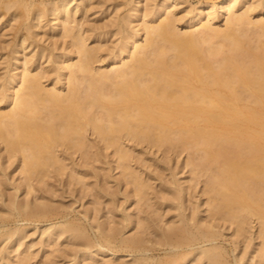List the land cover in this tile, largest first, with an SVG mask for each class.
Instances as JSON below:
<instances>
[{"label": "bare ground", "instance_id": "obj_1", "mask_svg": "<svg viewBox=\"0 0 264 264\" xmlns=\"http://www.w3.org/2000/svg\"><path fill=\"white\" fill-rule=\"evenodd\" d=\"M72 1L58 0L50 3L48 1L49 7L47 4L49 13L51 17L53 16L52 22L54 21L53 25H50V29L62 28L64 31L62 34L65 37L66 35L70 37L71 43H69L72 46L71 48L68 44L67 46L71 49L69 47L66 48L67 51L70 49L71 53L61 52L51 55V52H48V54L50 53L48 58L46 53L45 59L47 58L50 61L54 73L50 87H47V84H43L46 81H42L43 73L41 74V71L36 72L35 70V72H32V68H30L31 57L27 58L28 56L26 55V58L22 57V63L19 61L18 64L16 63L19 57L16 52L20 47L15 50L12 47L13 52L16 51V54L14 53L15 57L12 54L15 63L9 69L5 67L7 70L3 75H0V107H2V103L7 104L6 108L0 109V145L3 144V149L6 151L7 157H5L8 160L11 158L18 160V165L21 167V171L19 170L20 175L26 179L27 183L25 184H28V187H32L34 179L42 180L44 177L47 178V175L53 176L51 173L54 174V170H56V173L63 170L62 174H64V166L68 164L63 162V158L65 159V157L70 155L69 151L72 154L73 152H79L80 155H84L87 161L89 158H92L93 161V159L98 160L100 155H102L101 149L106 151L111 148L110 152L112 154H110L113 155L111 158L113 157L114 159L115 156L114 161L116 160V162L114 164L121 167L122 175L127 176L128 181L130 180L133 183L135 196H139V199H147L150 197H147L150 182L148 183L140 176L142 172L139 175L130 167L131 162L129 163V161L133 154L132 149V152H130V146L140 144V146L145 145L151 149L155 148L156 151L161 152H159L160 155H163L161 157L169 160L172 159L173 155H175L174 157H179L183 151H187L189 155L187 159L189 160L186 165H190L189 168L191 172L196 174V177L200 175L204 178V193H209V198L207 197L209 199L207 203L209 208L206 205L205 207L209 209L210 213L206 214L209 219L205 215L206 218L201 217L196 203H193L196 206H192V210L186 213L189 208L187 207L188 205L186 206L187 203H185L187 197H184L185 195L187 196L188 190L176 175L179 172V170H175L176 166L180 165L177 162V165L174 164L175 166H172L175 168L173 170H171L172 167L169 164L166 166L171 170V173L168 171L170 173L169 176H171L168 182L163 181V184L162 178H160L161 180L157 179L161 181L160 189L165 192L168 191L169 195L171 194L166 199H164L165 196L163 195L162 200L164 199L166 210L170 208L174 211L170 216L176 217V219L172 223L167 219L170 224L165 222V226L156 224V230L152 231V234L154 232L156 235L154 239L158 237L155 241H151V238L148 239L147 235V239H145L146 237L144 238L137 235V233L132 234L131 232L126 236H124L125 233H122L119 237L121 228L119 230L113 227L107 228L105 222L104 224L103 222H100L101 224L94 222L95 229L97 227L96 231H99V236L98 238L96 237L97 239L93 237L96 241H90L91 239H87V236L84 235L86 232L82 230V227L80 228L79 224L73 223L74 220H65L67 218L64 219L63 223L50 222L44 227L41 225L43 227L41 228V235L46 234L48 239H52L53 235H58L55 236L58 239L59 236H62L60 234L68 233L67 237L69 239L72 237L74 239L77 236L85 238L83 244H80L85 248V253L83 254V252H80L81 250L79 251L82 255H85L84 258L86 256L87 258H93L94 256L96 258L99 253L104 255L108 253L107 256L112 255L114 257L118 254L117 249L119 248L117 247L122 245V248L125 246L130 253L139 255L133 256V260H130L135 264H179V259L185 262L189 258L195 259L197 262L205 260L206 264H230L231 262H226L227 258L222 251L224 249L218 244L221 225L223 223L224 225L225 223L235 225L234 234L236 236H246L247 231L251 230L248 229L250 227L249 224L255 219L259 224V231L256 236L261 238L260 241H257L260 244V250L256 248L259 251L257 256L260 257L261 264H264V40H262L264 37L260 38L264 36V17H258L255 20L250 18L252 10L254 12L256 9L258 12L264 8V0L257 1L259 7L256 4L255 7L248 3L251 6L245 7L244 11L240 10V8L245 3L247 4V0H218L216 3L211 2L209 4L206 3V5L200 3L194 6L193 10L195 11L188 17L185 25L189 29L184 33L177 31L174 23L176 19L169 17L170 14H173L170 7L178 3V1L177 3L175 2L176 0H173L172 3H168V0L157 2L159 4L156 3L157 5L151 16L149 15L150 13L146 12L154 5L149 3V6L147 5L149 7L148 10L144 8L147 11L143 13V17L148 14L150 16L149 19H152L157 14L165 15L166 13L168 17L166 15V17L162 18L160 15L158 16L160 18L155 22L148 23V21L133 29L131 23L133 16L136 15L134 10L140 3L139 0H132L129 8L132 13L126 9L130 13L126 12L122 17L120 15L117 25L115 24L117 27H113L116 28L115 34H118L119 37L118 41L116 40V43L108 51L110 68L105 69L93 66L94 62L97 61L96 63H98V60L104 61L107 58V55H105L106 57L102 59V53L100 52V50L104 52V49H101L102 46L89 47L87 45L90 44L86 45L88 39L98 40L101 37L100 32L98 34L93 33L95 32L94 29H96L94 24V31L90 32L93 34L86 35L87 32H83L81 27H78L82 22H79L80 24L76 22L75 24L78 25H74L72 18L77 9L74 8V12L71 10ZM188 7L184 9L187 12L191 11ZM169 8L170 11L167 12ZM219 12L225 20V27L222 29L215 27L213 22H211L215 18V13ZM39 13L40 11L36 14L33 12V15H30L31 21L42 19ZM44 13L47 12L44 10ZM137 15L139 16L140 14ZM145 18L142 19L145 20ZM112 20L114 19L110 20L111 23ZM107 23L110 24V22L105 24ZM250 24L253 25L252 29L255 28L254 31L250 27V32L245 27ZM37 25L29 24L25 26L24 30L29 29L28 31H30L32 29L31 26ZM35 29L37 30V27ZM106 31L102 33L104 34ZM141 31L145 37L142 41H139V32ZM26 32L22 36L28 34ZM195 32H200L201 35L197 34V36ZM107 33L106 35L108 36ZM22 36L20 35V37ZM25 37L20 38L22 41L19 40V42H23L27 38ZM102 38L103 40L105 39L104 35ZM102 43L104 44V42ZM61 50L57 51L60 52ZM75 55L76 60H74ZM38 56H40L41 60V55L39 54ZM64 79L67 84L64 87H68L67 90L64 88L66 92L62 89V81ZM13 86H16V88L12 89ZM88 131H90L89 134L91 133L92 137L94 135L90 140L87 138ZM100 143L102 144L101 146ZM3 152L0 153V174L2 173L5 176L4 160H2L4 159L2 156ZM81 157L83 158V156ZM102 157L105 158L104 156ZM163 158H161V161ZM70 159L73 158L70 156ZM164 160L166 161V159ZM9 162L11 161L9 160ZM70 163L72 162L70 161ZM10 165L14 168L11 163ZM179 167L177 168L179 169ZM6 168L9 167L7 166ZM71 168H73L72 164ZM75 169H73L74 172ZM150 174H153V172ZM119 177V179H122L121 176ZM147 177L150 181L149 176ZM8 178L6 177V179ZM20 181H16V185H11L16 190V194L20 190L19 188L24 186V180L21 181L22 183ZM27 189L28 192L26 193H30L29 191L32 190L31 188V190ZM164 191L163 194L165 193ZM11 195L14 196V193ZM11 200V205L7 206V209L4 207L7 211H0V213H3L2 216L8 214L9 210L10 212H16L15 214L18 216H23L20 217L22 220H27L45 214L48 217V213L52 212L53 209L47 202V204L43 202L35 204L36 202L31 203L28 199L27 201ZM156 201L158 202V200ZM156 201L155 203H157ZM2 203L3 201L0 204ZM8 203L6 205H9ZM57 207H59V204ZM63 209L66 210L65 207ZM112 210L109 209V211ZM55 211L53 209L54 214L56 213ZM205 211L208 210L206 209ZM166 213L170 214L171 211H166ZM44 217L41 216L40 218ZM1 220L3 221V219ZM216 220H219V223L221 221L223 223L219 225ZM4 225L5 223L2 222L0 227ZM13 227L5 234L3 232L4 228H2V233L5 235V240L2 241V244L9 237L14 236L15 238L16 236V239H18L16 244L19 245L22 240L20 238H24L23 226H18L20 228L17 226ZM140 233H143V231ZM250 233L248 234L249 237L253 231ZM0 237L2 236L0 235ZM14 238L12 237V240H15ZM1 240H3V237ZM144 243L161 247L162 251L164 250L163 253H165L164 257L168 256V258L163 260L161 257L158 258L159 256L157 257L158 259L156 257L155 259L153 255H141L149 250V246ZM94 246L97 247L93 249ZM152 248L154 249V247ZM80 249L82 248L80 247ZM246 253L247 250L244 249L241 254L234 255V261L237 264H241L244 257L249 255ZM161 256L164 258L163 255ZM25 261V264H27V260Z\"/></svg>", "mask_w": 264, "mask_h": 264}, {"label": "rangeland", "instance_id": "obj_2", "mask_svg": "<svg viewBox=\"0 0 264 264\" xmlns=\"http://www.w3.org/2000/svg\"><path fill=\"white\" fill-rule=\"evenodd\" d=\"M48 1L50 3V2H54V1H58V0H52V1L51 0H0V75H3L4 72L7 69H9L10 67H13L12 64L15 63V60L13 58L16 56L15 54L17 53V55H19V57L17 56L18 57L17 58V61H16L17 64H18V61L20 63H22L23 62V58H26L27 56H28L27 58H30L31 57L30 58V61H31L30 62V64H31L30 68H32L31 69L32 72H35V70H36V72L37 71L38 72L41 71V74L43 73L42 74L43 75L42 76L43 77L42 78V81L43 80H44L43 82L46 81L43 84H45V85L47 84L46 85L47 87H50V85L52 84L53 78H54L53 77L54 76V73H53L52 68H51L52 65L50 64V61H48V59H47L48 58V55L50 54V53L48 54V52H51V55L52 54H59L61 52H66V53H69L70 52L71 53L70 49L72 48V46L70 44L71 43L70 37L68 35H66V37H65V35L62 34V32L64 33V31H63L62 28L58 27V29H56V30H53L52 28L50 29V27H51L50 25L51 24L53 25V22L54 21L52 22L53 16L51 17V15L49 13V10H48V7H49ZM96 1H98V2H96ZM125 1H126V4H125ZM147 1L148 0H139V3L140 4L134 10L135 13H136V15L133 16V21L131 23V25L133 26V29H136V27L138 28L143 23H146L148 21H149L148 23H150V22H155L160 17L163 18V17H166V15L168 17V14L167 13L165 15L164 14H159V15L157 14V15H155V17H157V18H155L153 16L152 17L153 21H151L152 19H149L150 16H151V13L154 11L155 6L157 4H159L157 2L162 1V0H154V1L153 0H149L148 2ZM177 1H178V3H177ZM217 1L218 0H176L175 2L177 3V5H175V6L173 5V6L170 7L171 8V11H172L171 13H173V14L171 15L169 13L170 14L169 17H172L173 19H176V20H174V23H175V27H177V31L180 32V33H184L185 31H187V29H189L185 24L187 22L188 17L191 16V13H193L195 11V10H193L194 9V6H197L200 3L201 4H204V5H206V3L209 4L211 2L212 3H216ZM247 1H248L247 4L245 3L244 6H241L242 9L240 8V10H243V9L245 10L246 9L245 7L251 6V5L256 7V5L259 4L257 2L259 0H247ZM82 2H83V0L81 1V3ZM169 2L172 3L173 0H168V3ZM254 2H256V3H254ZM81 3H80V0H78V1L77 0H73L71 2L70 7L72 6V9L71 10H73V12L75 11V9H77V10L79 9L78 11L76 10L75 11V15H73V18H72L73 23H74V25L77 26L78 24H75L76 22L77 23L82 22L81 24L79 23L80 25H78V27H81V30L83 32H87L86 35H88V34L92 35L93 33L94 34H98L100 32L99 34L101 35V37H99V39H98L99 41L96 40V39L93 40V38H91V39H88L87 40L86 45L87 44H90V45H87L89 47H101L102 46L101 49H104V52H105V54H104V52H102V50H100V52L102 53V59H103V57L104 58L106 57L105 55H107V58H105L104 61L103 60H98V63H96L97 61L94 62L93 63V66L96 67V68H98V66H99L100 67L99 69H101V68H103V69L110 68V61H108V58L110 57V55L108 56V51L112 47V45L116 43V40L119 37L118 34H115V29L116 28H113V27H117L116 25H117V22L119 20V16L120 15L122 17L124 15V13H126V12L128 13L130 11L129 8H130V6L132 4V0H85L82 4ZM145 3H146V5H145ZM149 3H150V5H154L153 7L151 6L152 8H150L151 10L153 9L152 11L150 9H149V11H147L148 8H149L148 7L149 6ZM248 3H251V5H248ZM47 4H48V7H47ZM127 6H128V8H127ZM187 7L191 11H189V12L185 11L184 9H186ZM258 7H259V5H258ZM144 8L147 9V10H145ZM170 8H169V10H167V12L170 11ZM126 9L129 10V11H127ZM189 9H187V10H189ZM44 10L47 13H44ZM38 11H40L39 14H40V17L42 19H40L39 21L32 20V21H34L32 23V21H31V16L33 15L32 13L34 12V14H36V13H38ZM130 12L132 13V11H130ZM145 12L146 13H150L149 14L150 16H148V14H147L148 17L145 16L147 19L145 17H143L144 16L143 13H145ZM137 14H140V15L138 16ZM158 16H160V17H158ZM258 17H264V8H262V10L261 11H258V12L256 11V9L254 10V12H253V10L251 11L250 18L252 20H253V18H254V20L256 18L258 19ZM28 18H30V19H28ZM109 18L114 19V20H112V23L110 21L111 19H109ZM142 18H145V20L142 19ZM77 19H79L80 21L77 20ZM26 22H27V24L29 22V24H33V25L36 24L37 25L38 23H40L41 25L38 24L37 26H31L32 29L30 31H28L29 29L28 30L27 29L24 30L26 28L25 26H28L29 25V24L27 25ZM106 22H110V24L107 23L108 24V26H107V24H105ZM211 22H213V25L215 27L219 28V29H222V28L225 27L224 26L225 25V20L222 17V15H220V12L219 13H215V18ZM46 23H47V25H45ZM70 24H72V23H70ZM94 24L96 25V29H94L95 27L93 28V26H95ZM138 24H140V25H138ZM102 26H104V27H102ZM33 27H35V28L37 27V30L35 28H33ZM88 27H89L90 30L88 29ZM245 27L250 32H251V30L254 31V29H255V28L252 29V27H253L252 24L248 25L249 28L247 26H245ZM250 27H251V30H250ZM93 29L95 30V32L90 33L91 31H94ZM99 29H101V30L103 29V31H101ZM110 29H111V31H110ZM108 30H109V32H108ZM104 31H106V33L108 32L107 33L108 36L106 35V33H104V34L102 33ZM25 32L28 33V34L22 36V34H25ZM195 34L196 35L198 34L199 36L201 35L200 32H195ZM20 35L22 37H20ZM103 35H104V38H105L104 40L105 41L102 38ZM143 35L144 34H143L142 31L139 32V41H142L143 40V38L145 37V35L144 36ZM24 36H26L27 38L25 37L26 39H24V41H23L24 43L23 42L20 43L19 40L22 41V39H20V38H23ZM111 36H112V38H111ZM262 37H264V36H261L260 38H262ZM113 39H114L115 42L113 41ZM262 40H264V38H262ZM100 42L101 43L104 42V44L103 43L101 44ZM20 44H21V46H20ZM68 44L70 45L71 48L69 46H67ZM22 45H24V46L22 47ZM55 45H56V47H55ZM103 45H105V46H103ZM107 46L108 47L110 46V47L108 48ZM12 47H13L14 50L17 49V47H20V48H18L17 49L18 51L17 52L15 51L16 52L15 53V52H13ZM14 47H16V48H14ZM41 47H43L42 48L43 50L41 49ZM68 47L70 49H68V51H67L66 48H68ZM60 49H62L63 51L62 50L60 52L57 51V50H60ZM11 50H12V52H11ZM24 51H25V53H24ZM38 53L41 55V60H40V56H38L39 55ZM46 53H47V58H46L47 60L45 59ZM12 54H13L14 57H12ZM24 55H25V57H24ZM32 56H33V58H32ZM20 57H21V59H20ZM32 59H34L33 60L34 63H33ZM35 60H36V62H35ZM74 60H76V55L74 56ZM45 61H47V62H45ZM101 63H104L106 66L104 64H101ZM37 64H39V65H37ZM49 64H50V66H49ZM36 67H37V69H36ZM2 70H4V71H2ZM47 70L48 71L50 70V72H48ZM48 73H50V74H48ZM47 74H48V76L49 75L50 76L48 77ZM47 78H49V80H47ZM50 79H51V81H50ZM49 82H50V84H49ZM62 82H63L62 83L63 84L62 89H63V91L66 92V90L68 89V87H64V86L67 85L66 82H65V79ZM14 87L16 88V86H13L12 89H14ZM64 88L66 90H64ZM1 105H2V107H0V109L1 108L4 109V108L7 107V104H5V103H2ZM89 132L90 131L87 132V138H88V140H90V138H93L94 137V135L92 137V134L91 133L89 134ZM101 145L102 144L100 143V146ZM135 145H137V146H135ZM135 145L134 146H130V148H129V146H127V148L130 149V152H132V150H133L132 153L134 154L133 155L131 153L132 156H131V159H130L129 163L131 162V164H130L131 166L130 167H132V170L134 172L136 171L135 173H137V174L140 175V173L142 172L140 176L142 178H144L145 181H147L148 183L150 182L149 183V188H148V191H147V197L150 196V197L147 198L148 200L146 198H140L139 199V196H135L136 193L134 191V186L132 185L133 183L130 182V180L128 181L127 176H123L122 175L123 174L122 168L119 167V166H116L117 164H114L116 162V160L114 161L115 156H114V159H113V157L111 158V156H113V155H111L112 153L110 152V150H112L111 148L107 149L106 151L103 150V149H101L100 150V152L102 154V155H100L101 158L99 157L98 160L97 159H93V161H92V158H89L90 160L88 159V161H87V159L84 158V155L83 154L80 155L79 152H78L79 154L77 152L76 153L73 152V154H72L69 151V154L70 155L67 156V157H65L66 161L63 158V162L65 164H68V165H65L64 166V174H62L63 173V170L61 172H57L58 175L56 173V170L53 171V172H55L54 174H52L51 173L52 171H51L50 173L53 176L47 175L46 176L47 178H45V177H44L45 179L43 178L44 180L43 179L42 180L34 179L35 181H32V185L33 186L32 187H28L27 186L28 184H25V183H27L26 179L23 178L24 176L22 177V175H20L21 174L20 173L21 167L18 165V160L14 159V158L13 159L11 158V159H9L11 162H9V160L6 158L7 157L6 154H5L6 151L3 149L4 148L3 147V144L0 145V151H1L0 153H2L3 151H5V152H3V155H2L3 158H4L2 160H4V162L3 161L2 162H3V167L5 168V171H6L5 172L6 173L5 176L2 173L0 174V183H1V181H3V183L0 184L1 185L0 186V191L2 193V194L0 193L1 194L0 195V200H2L3 203L5 204V206H4L3 203H2L3 205L0 204V211H2V212L3 211H7L6 210L7 209V206H10L11 205V201H12L11 199L21 200V201L22 200L27 201V199H28V201H30L31 203H35L36 202L35 204H37V202L38 203H42L43 202L44 204L49 203L48 205L49 206H52L53 209H54V211L58 208L55 211L56 212L55 214H54L53 209H52V212H49L48 213V217H46L47 214L40 215L38 217L37 216L34 217V219H33V217L30 218V219H27L29 221L24 220V219L22 220V218H20V217H23V216H21V215L18 216L17 214H15L16 212H14V211H11L10 212L8 210L9 213L8 214H5L4 216H2L3 213L1 212L0 213V215H1L0 216V221H2L1 219H3L2 222L5 223V225H4L5 227L4 226L3 227H0L1 228L0 229V232H1L0 235L3 237V240H1L2 237H0V240H1V242H0V245H1L0 246V249L2 248L1 251H0L1 252L0 253V256H1L0 257L1 258L0 264H23V261H24V264H25L26 263L25 260H27V264H130V263L131 264H135L134 262L132 263V261H130V260H133V256H139V255L137 253H136V255L130 253V251L125 246H123V248H122V245L117 247L119 249H117L118 250L117 251L118 254H116L114 256L115 258L112 255L107 256L108 253L106 255L99 253L98 255H96V258H95V256L93 258L92 257H88L87 258V256L84 258L85 255H82V253H80V252H83V254H84L85 253V250H84L85 248H83V246L80 245V244H83V242L85 241V238L78 237L77 236V237H74V239H72L73 237L69 239V237H67L68 233H66V234H60L62 236H59L58 239H57V237H55V236H58V235H53L54 237H52V239L51 238L48 239L47 236H46V234H44L43 236L41 235V233H42L41 228H43L47 223H50V222H52V223H54V222H62L63 223L65 220H69V221L70 220H72V221L74 220L73 223L75 222V224H77V225L79 224L78 226L80 228L82 227V230L84 232H86L84 235L87 236L86 237L87 239L90 238L91 239V240L89 239L90 241H96L95 239L98 238V236H99V233L98 232L99 231H96L97 227L95 229V223L98 222L97 224H99L100 222L101 223L103 222V224H104V222H105V226L107 225L106 226L107 228H110V227L112 228L113 227V228H116L118 230H119V228H121L119 230L121 232V234L118 235L119 237L122 235V233L123 234L125 233L124 236H126L127 234H130V232H131L132 234L133 233H135V234L137 233V235L143 236L144 238L146 237L145 239H147V236H148V239L151 238L150 239L151 241L152 240L155 241L158 238V237H156V239H154L155 238L154 236H156V235L154 234V232L152 234V231L156 230L155 227L158 224H159V226L161 224H162L161 226H165L164 225L165 222H166V224H170V221L172 223L176 219V217L174 218L173 216H170V215H172L174 213V211L171 210L170 208H167V210L165 208L166 207L165 204H164L165 202H163V201H164V199L168 198L167 196L169 195L168 194L169 192L168 191L165 192L164 190H161L160 189L161 188V186H160L161 185L160 184L161 183V181H160L161 179L160 178H162V183L163 184H164L165 181L168 182L169 179H170V177H171V176H169L170 173H171V170L175 169L173 167L175 166L174 164H176L177 162L180 165H177L176 164L177 166H176V169L175 170L176 171L179 170V172L176 175H177V177H179L178 178L179 181L180 182L182 181L185 184L186 189L188 190L187 196L185 195V197H184V198L187 197L186 200H185V203H187L186 206L188 205L187 207L189 208V210L188 209L186 210V213L189 212V211H191L192 208H193L192 206H196L193 203H196L198 205L197 210L200 212L199 215L201 217H205L206 216L207 219H209L208 215H206V214H209L210 213L209 212V209H208L209 207H208V204H207L208 201H209V199H208L209 198V193H204V183H203L204 178H203V176L197 175V177H196V174L193 173V172H191V170L189 168L190 165H186V163L189 160V159H187V158H189V155L187 154L188 152L187 151H183L180 154L179 157L178 156L174 157L175 155H173L172 159L169 160L167 158L161 157L163 155L162 154L160 155L159 154L160 151L159 152L156 151L155 148L154 149H151V148L146 147L145 145H143V146L141 145L140 146V144H135ZM131 147H133V148H131ZM141 148H144L145 150L144 149H141ZM138 150H140L143 153H141ZM144 151H145V153H144ZM156 152H158V153H156ZM151 154H153V156H151ZM106 155H108V156H106ZM139 155H140V157H139ZM70 156L73 159H70ZM81 156H83V158ZM102 156H104L105 158H103ZM61 157H62V155H61ZM149 157H150V159L152 158L154 161L152 159H151L152 160L151 161L149 159ZM67 158L70 159V160H68ZM157 158H159L160 161ZM161 158H163L162 161H161ZM164 159H166V161ZM167 160H169V161L167 162ZM70 161L72 163H70ZM5 162H6V164H5ZM10 163L12 164V166H14V168L11 167ZM69 163H70V165H69ZM165 163H166V165H165ZM71 164H72V167L73 168H71ZM168 164L171 167L173 166L171 168V170L168 169V167H166V166H168ZM16 165L18 166V168H17ZM182 165H184V166H182ZM7 166L9 168H6ZM164 166L166 167V169H165ZM170 166H169V168H170ZM177 167H179V169ZM73 169H75V172H74ZM80 171H82V172H80ZM147 172H148V174H150V173L153 172V174H150L152 176L148 175ZM75 174H76V176H75ZM145 174H146V177H145ZM167 174H168V176H167ZM1 175H3L4 177L1 176ZM119 176H121L122 179H119L120 178ZM147 176H149L150 181H149V179H148ZM193 176L196 177V179H194ZM6 177H9L8 178L9 180L6 179ZM152 178H154L156 180H154ZM158 178L160 179L159 181L157 180ZM3 179H5V180H3ZM16 179H18V180H16ZM75 179H77V180H75ZM123 179L124 180L126 179V180L124 181ZM20 180L21 181L24 180V183H23L24 186L21 185L22 187L19 188L20 189L19 191L17 190L18 192L16 194V190L13 189L11 187V185H16L17 183H15V182L16 181L19 182ZM9 181L11 183H7ZM153 183H154V185H153ZM4 186H6V187L3 188ZM25 186H27V187L25 188ZM158 186H160V187H158ZM27 188H29V190L32 189L31 191H29L30 193H26V192H28L27 191L28 190ZM163 191L165 192L164 194H163ZM160 192H162V193H160ZM13 193H14V196L11 195ZM156 195H157V197H156ZM163 195L165 197L162 200ZM170 196H171V194L169 195V197ZM1 197H2V199H1ZM156 200H158V202ZM190 200L192 202H191V205L189 207ZM195 200H196V202H195ZM155 201L157 203H155ZM7 202H9L8 203L9 205H6ZM54 202H55V204H54ZM51 203H52V205H50ZM58 204H59V207H57ZM205 205L208 208H206ZM4 207L6 209H4ZM64 207L66 208L67 211L65 209H63ZM109 209H113V210L112 211H109ZM203 209H204V211H203ZM206 209L208 211H205ZM169 210L171 211V213L170 214L169 213H166V211L170 212ZM163 213H164V215H163ZM202 213H204V214H202ZM66 215H67V217H65ZM41 216L42 217L45 216V217L44 218H40ZM2 217H4V218H2ZM65 218H67V219H65ZM159 218H160V220H158ZM121 219H122V221H121ZM124 219H125V222H124ZM126 219H129V220H127L128 222L126 221ZM161 219H162V221H161ZM167 219L170 220V221H167ZM89 220L90 221L92 220V221L90 222ZM95 220H98V221H95ZM5 221H7V222H5ZM2 222H0V224ZM121 222L124 223V224H122ZM162 222H164V223H162ZM216 222L219 225L223 223L222 221L219 223V220H216ZM212 223H214V222H212ZM64 224H66V223H64ZM138 224H141V225H138ZM151 225H153V226H151ZM228 225L229 224H227V223H225V225L223 223L221 225L220 229L218 228L219 229V232H220V235L218 236V244H220V246L222 247V249H224L222 251L224 252V256L227 258L226 262L227 263H230L231 262L230 264H237L234 261V257L233 256L234 255H238L239 253L241 254L243 252V250L246 249L247 250V253L246 254H249V255H246L244 257V259L241 262V264H246V263L247 264H261V261L259 259L260 257L257 256V255H259L258 254L259 251H257V250H260V244L257 241H260L261 240L260 237L258 238L256 236V235H258V231H259L258 221L254 219V221H252V223L249 224L250 227H248V229H251V230H248L247 231L246 236H236L234 234L235 225H231L230 224L229 226H231V227H229ZM10 226L11 227L12 226H14V227H16V226L17 227L18 226H23V228L22 227L21 228L24 229L23 230L24 231L23 232L24 233V238H20V240L21 239L22 240L19 242V245L16 244V243H18V239H16L17 238L16 236H15V238H14V236H12L15 240H12V237H9V238H11L10 240H9V238L8 239L6 238L7 241L3 242V244H5V245L2 244V241L5 240V238H4L5 235H3V233H2V230H3L2 228H4V231L3 232L5 234V232H7L11 228ZM35 226H36V228H35ZM92 226H94V227H92ZM150 226L153 227V228H155V229L151 228ZM8 227H10V228H8ZM18 228H20V227H18ZM144 229H146V230H144ZM141 231H143L144 234L143 233H140ZM252 231H253V233H252ZM148 232H151V233H148ZM249 232L252 233V234L250 233L251 234L250 237L248 235ZM230 233L232 234V236H231ZM220 236H222V237H220ZM233 237H234V240L235 241L233 240ZM92 238H93V240H92ZM16 240H17V242H16ZM144 244L147 245V243H144ZM237 244H240V245L237 246ZM258 244H259V246H258ZM247 245H248V247H247ZM250 245H251V247H250ZM79 246L82 249H80ZM147 246H149L148 248H149V250L150 249L151 250L150 251L148 250L147 252H145L146 254L143 253L141 255H143V256L153 255L154 258L155 257L157 258L159 256L158 258L161 257V259H163V260H166L168 258V256H165L164 257V254L165 253H163L164 250L162 251L161 247H159L157 245H154V246L152 245L151 246V244H149V243H148ZM150 246H151V248H150ZM232 246H233V250H232ZM234 246H236V247L234 248ZM78 247H79V249H78ZM96 247L94 246L93 249L96 248ZM120 247H121V250L122 251L120 250ZM152 247H154V249ZM157 247H159V249H157ZM256 248H257V250H256ZM125 249H126L127 252L124 251ZM148 252H149V254H147ZM78 253H79V255H78ZM160 254L163 255L164 258H162V256ZM129 255H130V257H129ZM252 255H254V257H252ZM97 256H98V258H97ZM22 257H23V260H22ZM79 257H83V258H79ZM75 258H77L78 260L77 259L75 260ZM252 258H253V260H252ZM189 259L186 260L185 262H182L180 259L178 261H180L179 264H182V263L183 264H199V263L200 264H206V261L205 260H203V262L202 261L201 262H197L195 259H193L194 261L192 260V258H189Z\"/></svg>", "mask_w": 264, "mask_h": 264}]
</instances>
